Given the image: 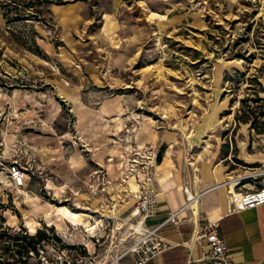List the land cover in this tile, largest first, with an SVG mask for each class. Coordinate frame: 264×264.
Instances as JSON below:
<instances>
[{
    "label": "rangeland",
    "instance_id": "1",
    "mask_svg": "<svg viewBox=\"0 0 264 264\" xmlns=\"http://www.w3.org/2000/svg\"><path fill=\"white\" fill-rule=\"evenodd\" d=\"M14 1L0 0V264L64 263L52 224L65 229L60 206L84 212L82 178L105 174V208L128 205L142 130L175 133L187 178L214 150L224 182L244 173L264 132V0H60L42 22L6 20ZM38 230L54 240L17 255ZM68 252L79 264L87 249Z\"/></svg>",
    "mask_w": 264,
    "mask_h": 264
},
{
    "label": "crops",
    "instance_id": "2",
    "mask_svg": "<svg viewBox=\"0 0 264 264\" xmlns=\"http://www.w3.org/2000/svg\"><path fill=\"white\" fill-rule=\"evenodd\" d=\"M55 8L60 11L59 6H55ZM112 100L114 102L118 101L116 98ZM120 109L118 107L117 110ZM127 118L131 117L125 114L121 119L126 120ZM151 130H154V128L141 131L142 136L139 145L136 144L134 139L133 145L139 151L141 167L133 175L127 176V191L133 193L137 190L139 180L143 179L142 171L145 169L151 185L157 191L158 198V211L155 216L147 219L146 224L151 227L162 224L165 222L170 210L176 212L179 223L174 225L166 222L158 229L159 238L170 244V246L157 253L145 264H185L188 256L199 258L201 253L207 250V247L193 242L191 233L197 225L196 218L201 217H207L211 221L218 222L219 232L226 243L232 264H264V204L239 212H229L227 201L231 200L237 193L233 189L228 192L227 187L223 184L230 174L225 172L226 166L221 165L220 161L222 160H219L218 151L214 150L211 157L199 163L200 176H197V173H193V176L187 178L186 174L189 173L191 175L190 168L196 162L190 161L185 157L184 152L183 156L177 154L174 157L172 155L170 148L174 143L173 138H176L175 133L169 131H164L163 133L155 129L156 139L154 140ZM257 136L259 137L255 141L260 144L250 145L253 151L249 152L246 150L242 154L247 167L242 170L244 173L241 176L256 175L254 186L261 187L264 186V132ZM133 137L135 138V135ZM168 142L170 143L169 146H167ZM258 145L261 148L257 149ZM90 167L89 165L88 167L81 165L80 168H85L88 171V169H91ZM66 168L72 169V163L67 162ZM108 169L109 167L106 166L107 173ZM119 172L123 173V171ZM226 174L228 175L226 176ZM89 179L92 180L88 177L82 178V184L93 186L94 183L90 182ZM95 184L98 183L95 182ZM69 190L73 191L72 188H69ZM52 192L54 193L53 190ZM196 193H199L195 198L197 201L193 200L189 204V208L186 207L185 205L189 201L188 197L196 195ZM85 194L87 199H83L82 202L84 212H80L83 214L80 216L82 223L78 226L87 228L93 223H97L103 216L112 215L110 212L123 219H133L135 217L133 215V198L128 205L119 204L115 205L114 209L108 210L105 208V194L103 195L101 192H94L90 189ZM94 200L97 201L95 202ZM66 220L64 228L74 225L69 219ZM52 225L58 229L56 225ZM72 234L75 241L84 240V232L79 234L78 230L74 229ZM86 245L91 252L97 250L91 240L87 241ZM133 262V256H128L122 261L123 264H132Z\"/></svg>",
    "mask_w": 264,
    "mask_h": 264
},
{
    "label": "built area",
    "instance_id": "3",
    "mask_svg": "<svg viewBox=\"0 0 264 264\" xmlns=\"http://www.w3.org/2000/svg\"><path fill=\"white\" fill-rule=\"evenodd\" d=\"M8 172L13 185L21 186L23 184L24 171L20 166L13 163L8 167ZM256 178V175H240L223 183L228 192L232 185L237 193L227 202L229 212H239L264 204V186L255 187L254 180ZM96 180L98 184L96 187L89 185L90 190L101 192L104 195L108 183L105 174L98 175ZM132 198L133 215L135 216L133 219H123L110 212L112 215H105L97 223L90 225L91 230H87L88 227L83 228L85 236L84 240L80 242L75 241L72 234L78 225L67 226L64 230L56 229L55 234L60 238L61 244L80 245L87 249L86 256L80 258L79 264H123L122 261L128 256L134 257L132 264H145L157 253L170 246L159 238L158 229L166 222L176 225L179 223V219L176 212L170 210L162 224L153 227L146 224L147 219L155 216L158 211V198L157 191L151 185L145 169H143V179L139 180L138 188L132 193ZM195 198L196 196L186 204H190ZM191 239L200 246H206L207 250L203 251L199 258L188 256L185 264H232L217 221H211L207 217L197 218V225L192 230ZM89 240L98 251L102 252L95 263L91 260L85 261L96 254L95 251H88L86 244ZM68 251L71 249L62 248L61 250V254L64 256L63 264H72Z\"/></svg>",
    "mask_w": 264,
    "mask_h": 264
},
{
    "label": "trees",
    "instance_id": "4",
    "mask_svg": "<svg viewBox=\"0 0 264 264\" xmlns=\"http://www.w3.org/2000/svg\"><path fill=\"white\" fill-rule=\"evenodd\" d=\"M15 2V1H14ZM16 4L13 7V10L10 9L5 10L6 6H4V18L6 20H16V21H28V20H36V21H44V11L48 10V6L53 3H61L60 0H19V2H15ZM31 41L35 43L34 36L31 38ZM51 229V227H50ZM41 230V229H40ZM56 235V234H55ZM53 236V235H52ZM25 239H28V243L20 244L19 249L16 251L17 255L22 256V254H27L31 249L36 250L42 242H49L50 240H54L53 237H48L42 231H36L34 235L26 236ZM56 239L61 243L60 238L56 235ZM18 243V242H15ZM63 248L73 249L76 246H68L62 244Z\"/></svg>",
    "mask_w": 264,
    "mask_h": 264
},
{
    "label": "bare ground",
    "instance_id": "5",
    "mask_svg": "<svg viewBox=\"0 0 264 264\" xmlns=\"http://www.w3.org/2000/svg\"><path fill=\"white\" fill-rule=\"evenodd\" d=\"M165 163V162H164ZM164 166V165H163ZM233 177H229L227 181L232 180ZM133 180V179H132ZM135 184V183H134ZM131 185V184H130ZM51 188V187H50ZM230 189H233V186H230ZM136 191V190H135ZM237 195V194H236ZM235 195V196H236ZM230 201V200H228ZM227 201V202H228ZM196 206V205H195ZM197 214V213H196ZM55 215H61L64 219H69L70 221L73 222V224L76 225H80L82 223L80 215V212H72L67 206H60L57 208L56 214ZM197 219V218H196ZM88 226V225H87ZM59 229V228H58ZM91 227H88L87 230H91Z\"/></svg>",
    "mask_w": 264,
    "mask_h": 264
}]
</instances>
